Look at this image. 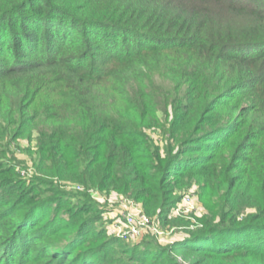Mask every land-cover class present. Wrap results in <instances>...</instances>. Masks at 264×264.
<instances>
[{
    "label": "trees",
    "instance_id": "trees-1",
    "mask_svg": "<svg viewBox=\"0 0 264 264\" xmlns=\"http://www.w3.org/2000/svg\"><path fill=\"white\" fill-rule=\"evenodd\" d=\"M62 182L183 235L107 234ZM0 264H264V0H0Z\"/></svg>",
    "mask_w": 264,
    "mask_h": 264
},
{
    "label": "rangeland",
    "instance_id": "rangeland-1",
    "mask_svg": "<svg viewBox=\"0 0 264 264\" xmlns=\"http://www.w3.org/2000/svg\"><path fill=\"white\" fill-rule=\"evenodd\" d=\"M27 137L28 136H20L12 140L11 139L4 140L5 141L4 149H5L6 159L7 160L10 159L12 161V163L14 164V169L16 173H18L19 178H22L26 182H29L30 180L34 178V175L36 173L34 164H33L34 162L33 157L36 160V155H35L36 142L34 140L35 133L32 132L30 134V139H28ZM77 185L78 183L76 182H72V183L62 182L60 187L70 192H80L79 190L76 189ZM194 191L196 192V186H191L189 189H186L184 191L182 190L181 192H184L182 193L184 195L185 193L195 194ZM98 192L99 194L103 196V198L101 200H95V199L94 200L99 204L100 208L101 207L105 208L103 212V216L101 218L102 225L104 226V228H106L107 234H111L114 236L115 232L111 229L110 221L112 220V218L117 217L120 214L121 210H125L129 208V204H128V207L126 208L123 207L121 201H119L118 198L122 196L121 198L127 199L128 197L120 195L118 192H109V193H105L103 191H98ZM109 198H112L111 202L109 201ZM128 200H132L136 203H139L130 198H128ZM125 203H128V202H125ZM196 212H197V215L198 214L200 215L203 212H205V210L202 207V205H199ZM172 235H175L177 237L179 235H183V232L180 229L172 230V232L169 234V237H167L168 238L167 240L170 241L173 238ZM121 239H124L125 241L130 242V243L140 240L139 238H132V237H126V238H121ZM158 242L161 244H167L165 242H160V241Z\"/></svg>",
    "mask_w": 264,
    "mask_h": 264
},
{
    "label": "built area",
    "instance_id": "built-area-1",
    "mask_svg": "<svg viewBox=\"0 0 264 264\" xmlns=\"http://www.w3.org/2000/svg\"><path fill=\"white\" fill-rule=\"evenodd\" d=\"M76 189L79 191H86L95 200H101L103 198L94 188H85L78 184ZM121 197L122 196L118 199L121 201L123 207L126 208L129 204V208L121 210L120 214L110 221L111 229L115 232L116 236L120 238H140L142 235L150 233L160 242L169 243L171 241L167 240V237H169L173 229L167 230L160 227L154 218L144 212L139 203ZM109 201L111 202L112 198H109ZM197 209L198 202L196 195L193 193H185L181 197L179 203L174 207L172 213L175 216L187 217L190 213L196 212Z\"/></svg>",
    "mask_w": 264,
    "mask_h": 264
}]
</instances>
